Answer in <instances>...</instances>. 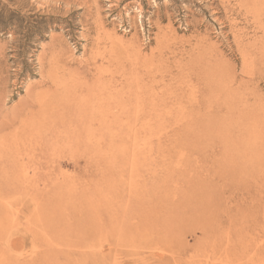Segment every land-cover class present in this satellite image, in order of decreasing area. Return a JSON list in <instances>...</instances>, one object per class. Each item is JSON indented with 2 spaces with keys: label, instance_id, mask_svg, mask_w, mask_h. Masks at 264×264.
<instances>
[{
  "label": "rangeland",
  "instance_id": "1",
  "mask_svg": "<svg viewBox=\"0 0 264 264\" xmlns=\"http://www.w3.org/2000/svg\"><path fill=\"white\" fill-rule=\"evenodd\" d=\"M240 4L0 0V123L24 120L0 135V264H264V43ZM94 95L113 128L31 149L55 101Z\"/></svg>",
  "mask_w": 264,
  "mask_h": 264
},
{
  "label": "bare ground",
  "instance_id": "2",
  "mask_svg": "<svg viewBox=\"0 0 264 264\" xmlns=\"http://www.w3.org/2000/svg\"><path fill=\"white\" fill-rule=\"evenodd\" d=\"M239 3V2H238ZM240 5L241 7H243L244 11L242 12V10H240V12L243 14V17L247 20L246 22H250V23H254V29H256V32H260L257 33L260 36V41L262 40V42L264 43V7L260 5V8L258 7L259 1L258 0H240ZM222 4V3H221ZM239 6V5H238ZM239 11V10H238ZM239 20V19H238ZM231 23V22H230ZM229 24V23H228ZM233 24V23H232ZM236 24V22L234 23V25ZM238 25V24H236ZM252 25V24H250ZM238 27V26H237ZM242 27V26H241ZM194 29V28H193ZM229 31V30H228ZM234 31V30H233ZM241 31V30H240ZM206 32V31H205ZM242 32V31H241ZM244 32V31H243ZM228 33V32H227ZM232 33V32H231ZM245 33V32H244ZM241 34V33H239ZM248 34V33H247ZM167 35V34H166ZM255 35V34H254ZM247 36V35H245ZM257 36V35H256ZM240 37V35H239ZM244 37V35H243ZM250 37V36H249ZM176 38V37H174ZM238 38V36L236 37ZM245 38V37H244ZM243 38V39H244ZM255 38V37H254ZM258 38V36H257ZM256 38V39H257ZM172 39V38H171ZM246 39V38H245ZM259 39V38H258ZM199 40V39H197ZM243 41V40H241ZM254 40H252L253 42ZM257 41V40H256ZM170 42V41H168ZM259 42V41H257ZM257 42H256V46H257ZM262 42H259L262 43ZM202 43V42H201ZM236 43V42H235ZM246 43V41H245ZM255 43V42H253ZM262 43V44H263ZM177 44V43H176ZM200 44V43H199ZM241 45V44H240ZM254 45V44H252ZM254 45V46H255ZM197 46V45H196ZM204 46V45H203ZM245 46V45H244ZM209 47V46H206ZM239 47V45H238ZM248 47V45H247ZM198 48V47H197ZM241 48V47H240ZM257 48V47H256ZM264 48V47H263ZM262 48V49H263ZM200 49V48H199ZM203 49V48H202ZM209 49V48H208ZM237 49V48H236ZM246 49V48H245ZM244 49V53L243 55L249 53L245 51ZM252 49V47H251ZM261 49V48H260ZM261 49V50H262ZM171 50V49H169ZM168 50V51H169ZM178 50V49H177ZM194 50V49H193ZM247 50V49H246ZM254 50V49H253ZM252 50V51H253ZM258 50V49H257ZM156 51V50H155ZM188 51V50H187ZM205 51V49H204ZM210 51V50H209ZM241 50L239 49V52ZM256 51V50H254ZM199 52V51H198ZM201 52V51H200ZM208 52V51H207ZM215 52V51H214ZM160 53V51H159ZM181 53V52H180ZM195 53V52H193ZM210 53V52H209ZM212 53V52H211ZM216 53V52H215ZM252 53V52H251ZM162 54V53H161ZM160 54V55H161ZM171 54V53H170ZM186 54V53H185ZM184 54V55H185ZM205 54V53H204ZM255 54V53H254ZM167 55V54H166ZM183 55V54H182ZM200 55V54H198ZM203 55V54H202ZM211 55V54H210ZM242 55V54H241ZM250 55V54H249ZM257 55V54H256ZM128 56V55H127ZM168 56V55H167ZM186 56V55H185ZM217 56V55H216ZM153 57V56H151ZM196 57V56H195ZM219 57V56H218ZM217 57V58H218ZM250 57V56H249ZM139 58V56H138ZM175 58V57H174ZM200 58V57H199ZM214 58V57H213ZM244 59V58H243ZM200 60V59H199ZM202 60V59H201ZM209 60V59H208ZM214 60V59H213ZM138 61V60H137ZM194 61V60H193ZM206 61V60H205ZM51 82V81H50ZM52 83V82H51ZM56 89H53V91H58L57 86H55ZM52 90V89H51ZM50 90V91H51ZM89 97V96H88ZM103 97V96H101ZM105 98V97H104ZM73 100V99H72ZM93 100H95L97 103L99 104H91L90 107H88V109L90 108L92 111L87 112L85 111L83 108V110L77 108V102L73 103L71 102V100H67V98L64 97V99H59L58 101H55V104L51 105V109H49L50 112V116L51 118H53L52 120V124H51V129L49 130L48 133H46V131L41 135L40 140H36V141H27V143H29L31 146V149L33 151H37L40 150L41 155L45 156V153L47 152V150L52 149V148H57L59 146H61L62 142L65 139V143L69 142V139L74 138L76 139V141H78L81 144H85L84 141H82L80 139V136L87 132L88 127L91 126V129L93 127V125H95V122L97 121V123L99 122V120L102 119V123L106 120L108 121L107 127L110 129V127H112L113 125L111 124L113 122V118L116 117V115H114L115 111H113L115 105H114V101L111 102L107 107L104 105L105 101L100 102L101 98L98 97L97 95L93 96ZM75 102V99H74ZM76 107H75V106ZM114 105V107L112 106ZM28 107H23V108H19V116L24 117V119L28 118H33V116L35 117L37 114L40 113L41 107L37 108L35 101L33 98H30L28 104ZM74 106V107H73ZM81 108V107H80ZM106 109L107 114L105 116L103 109ZM12 111V110H11ZM17 111V110H16ZM15 112V111H14ZM84 112L89 115L87 116L90 117L91 121L94 122H89L88 120H84L83 119V115L81 113L84 114ZM5 114V113H4ZM18 114V113H16ZM2 116V115H1ZM7 117V116H6ZM18 118V117H17ZM16 115L13 114L11 115V117L7 118V119H1V123H0V135H7V134H12V132L14 130L10 129L13 128L16 121H17ZM85 118V117H84ZM21 122V124L23 125L24 120L18 118ZM19 123V122H18ZM90 123V124H89ZM25 124V123H24ZM112 126H109V125ZM19 125V124H18ZM27 125V123H26ZM22 127V126H20ZM24 127V126H23ZM113 128V127H112ZM111 128V129H112ZM11 130L8 132V130ZM93 130V129H92ZM113 130V129H112ZM111 130V131H112ZM30 131H32V129L29 128V130L27 129H22L21 131L17 130L16 132V137H22L24 136V134H28ZM97 133L99 134L98 130H94V131H90V135H97ZM100 136V135H99ZM57 140V141H56ZM19 142V141H18ZM83 145H80L79 148H82ZM95 147H97V145H95ZM46 151V152H45ZM12 156V154L10 153L9 150H5L2 153V158L5 160L4 162V166L3 169L1 170L2 172L8 170L9 168H13L17 166V162L18 159L20 158V152H17L16 157H14L13 159H9ZM62 162V161H61ZM64 162V161H63ZM2 166V165H1ZM5 173V172H4ZM3 177V176H2ZM47 181V180H45ZM5 183H11L12 185H16L18 183V179H6ZM25 243V238H16L15 240L11 241L12 245L15 246H19V245H23Z\"/></svg>",
  "mask_w": 264,
  "mask_h": 264
}]
</instances>
